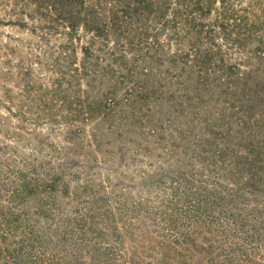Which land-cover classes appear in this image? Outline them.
I'll return each instance as SVG.
<instances>
[{"label":"rangeland","instance_id":"rangeland-1","mask_svg":"<svg viewBox=\"0 0 264 264\" xmlns=\"http://www.w3.org/2000/svg\"><path fill=\"white\" fill-rule=\"evenodd\" d=\"M132 2L86 0L121 36L72 47L33 18L64 9L0 0V211L20 217L0 218V264H264V0L214 1L203 75ZM146 56L162 65L120 64ZM221 61L243 93L225 92ZM192 72L206 84L186 94ZM254 153L257 176L237 164ZM30 230L52 245L16 251Z\"/></svg>","mask_w":264,"mask_h":264},{"label":"trees","instance_id":"trees-1","mask_svg":"<svg viewBox=\"0 0 264 264\" xmlns=\"http://www.w3.org/2000/svg\"><path fill=\"white\" fill-rule=\"evenodd\" d=\"M35 1V4L42 3L43 6L48 7H57L60 9L58 12L51 13H40L35 15L33 18L37 21L41 26L45 29L50 31H57L58 29H62L65 35L66 44L71 45L74 47L76 42L81 41V32L87 33L91 31V34L94 37L100 39H107L109 37H114L115 40L118 42V37L121 36L120 32L118 33L117 22L109 23L107 27H103L104 18L100 16V13L88 12V4L86 0H7V2L12 3L14 6L17 4H21L22 6H26L27 4L32 3ZM132 4L134 6H144L146 11L149 9L153 11V16L157 19L161 20V25L163 26L161 31L169 33L173 36V39L176 41L178 45H186L189 50L193 51V57L191 63L192 68L195 71H200L201 75H203L206 70H209L212 63V58L207 52H202L200 48V39H202V31H204L205 27H207L204 22L207 20L208 14L211 12V8L213 6L214 1L221 2L225 5V0H177L176 7L172 10L170 16L171 20H168L165 17V4L167 0H140L141 2H135L132 0ZM39 6V5H38ZM81 9V10H78ZM57 11V10H56ZM151 15V16H152ZM114 21V19H112ZM179 31L183 33V37L176 39L179 35ZM139 38V37H138ZM207 44V43H206ZM90 45L92 43H88L83 49L82 54L84 57H87V54L90 51ZM139 47V46H138ZM135 47V49H140ZM154 47V46H151ZM134 49V50H135ZM142 63H126L125 61L120 59V64L122 67H129L130 71H134V68L138 65L146 66L149 64H154L157 66H161L162 64L157 63V59L154 56H146L142 59ZM149 61V62H148ZM220 66L215 68V71L219 72L220 74L226 75L228 81L223 86L225 92H232L233 90H238L239 92L243 93L244 87L243 84H237L236 81L233 79V73H231V69H227L225 72L223 70L224 63L219 62ZM182 65L187 68L188 63L187 61H183ZM190 67V66H189ZM135 76L134 72L130 73L129 76ZM143 77H139L143 79L141 81V90L147 91L150 87L154 88V83L150 79V75L144 74ZM132 80V83H135L132 77H128ZM184 83L182 85L181 91H184L186 94L190 91H201L203 86L206 84V79L204 77H194V72L190 75L185 77ZM140 83L139 80H137ZM142 92L140 93V95ZM139 95V96H140ZM143 95V94H142ZM230 93L228 96H231ZM144 96L141 99L140 97L137 99L136 104H142L144 101ZM174 98V97H173ZM180 102L178 100H174V104L178 105ZM256 153V152H255ZM252 155L251 159L241 160V162L237 163L246 173L248 171L253 173V175L257 176L259 172V165L261 164V160L259 156L256 154ZM242 159V158H241ZM263 161V160H262ZM31 186L30 183H24L23 187ZM40 213H47V207H40ZM0 218L3 219V224L12 226L14 222H19L20 217H12L11 214L8 212L0 211ZM36 233L34 231H29L26 235V238L23 240L21 245L18 247L16 251H36V246L40 247L41 250L44 251L45 248L52 245L51 238L44 239L43 237L35 236ZM65 242V241H63ZM229 264H245L244 261L238 259V257H233L229 260Z\"/></svg>","mask_w":264,"mask_h":264}]
</instances>
